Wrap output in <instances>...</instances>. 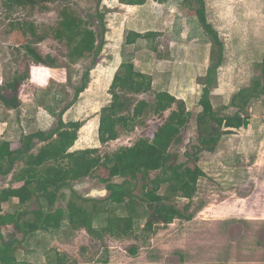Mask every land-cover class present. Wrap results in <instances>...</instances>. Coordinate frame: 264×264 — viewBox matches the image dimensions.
<instances>
[{"label":"rangeland","instance_id":"rangeland-1","mask_svg":"<svg viewBox=\"0 0 264 264\" xmlns=\"http://www.w3.org/2000/svg\"><path fill=\"white\" fill-rule=\"evenodd\" d=\"M67 1L73 2L83 16H87L86 13L90 11L86 0ZM147 2L136 8H126L120 0H102L101 8L106 15L107 30L103 51L95 56L89 52L77 53L67 43L52 37L42 42L33 41L21 30L12 27L13 21L27 20L35 21L42 26L39 31H44L58 21L59 11L55 3H47L49 8L46 10L39 6L33 9L26 7L10 14L0 0V85L4 86L14 77L24 63V58L32 68L31 79L34 81L30 82L28 88L25 84L30 80L21 87L20 99L23 105L19 109H7L0 102V121H8L7 126H4L5 135L11 139L14 136L13 142H21L24 134L50 131L59 125L60 113L72 103L62 116L64 122L81 123L76 141L78 144L72 150L90 147L98 148L104 154L122 146L133 145L141 137L152 138L158 126L177 108L176 104L163 117L150 116L133 132L121 130L118 139L106 144L100 143L98 135L101 109L112 99L110 88L115 73L124 63H120V54L127 50L124 43L127 30L123 32V28H120L125 17H128L125 26L127 29L132 24L136 27L135 17L140 18L145 12H156V19L152 22L155 28L166 24L160 9V6L163 8L162 5L151 7L152 1ZM181 2L180 5L196 15L184 3L185 0ZM205 2L206 15L210 19L219 15H233L231 20H223L228 29V32L223 30V36L228 34L227 37H232L231 33L238 35V27L242 24L261 22L257 17L264 12V0ZM249 16L253 19L249 20ZM163 35V32H158L154 38L157 46L163 43ZM241 49L239 63L226 48L224 53L230 62L234 60L233 64L243 65L238 70L241 74L246 73L245 63L253 62V68L248 69L245 74L249 81L240 87L243 88L263 74L264 41L251 42ZM83 84L87 87L77 97L75 89ZM206 85L201 88L200 97L190 103L192 118L188 127L183 130L182 141L171 148L178 151L180 162L187 160L184 153L188 147L198 143V104ZM230 86L233 85H225L226 88ZM155 93L152 90L136 98L152 102ZM234 96L228 106L217 112L221 115L232 113L233 110H227L226 107L231 106ZM214 103L216 107L220 104L218 101ZM248 113L250 120L247 125L242 120L236 125L224 124L218 150L199 161L205 176L200 178L197 193L187 212L193 214L192 219L177 218L168 225L157 226L153 233L142 235L149 211L144 193L147 184L138 178L133 179V195L126 199L123 207L118 208L119 214L133 217L135 234L122 237L103 233L102 238L90 234L89 228L100 229L107 224V205L101 200L108 195L106 182L110 179V172L101 166L92 176L75 183V189L81 196L95 199L84 203L87 226L77 231L67 228L59 236L47 232L31 233L23 244H18L17 258L31 264H57L56 253H59L65 256L64 264H264V95L252 100ZM157 174L158 172H152L150 177L154 178ZM10 181L11 174H0V189H3L5 198L1 203L3 212L18 213L27 209L26 206L36 209L38 204L30 203L25 206L16 198H8L5 188ZM116 181L121 182L123 178L118 177ZM165 188L164 185L160 193H164ZM95 190L105 193L91 197V192ZM63 193L65 196L59 198L57 208L67 207L71 192L64 190ZM175 203L183 207L188 200H178ZM0 232L4 239L17 234L12 226L2 228ZM17 235L22 239V234ZM132 247L137 249V254L131 253Z\"/></svg>","mask_w":264,"mask_h":264},{"label":"trees","instance_id":"trees-1","mask_svg":"<svg viewBox=\"0 0 264 264\" xmlns=\"http://www.w3.org/2000/svg\"><path fill=\"white\" fill-rule=\"evenodd\" d=\"M120 2L136 6L145 4L147 0ZM47 3H55L59 11L58 21L54 25L40 32L42 26L35 21L16 20L11 22L12 27L21 30L33 41L42 42L52 37L67 43L77 53L89 52L95 56L101 54L107 30L106 15L101 8L102 0H86L90 10L86 13L87 16H83L74 3L67 0H2V6L10 14L26 7L33 9L39 6L46 10L49 8ZM184 3L195 11L211 38L216 58L209 68L207 85L198 104V143L189 146L185 151L187 160L180 162L178 151L171 150L173 145L182 141L183 130L188 127L192 118V112L187 109L185 101L177 100L165 91L156 92L152 102L137 99V96L153 90L152 76L137 71L133 63H122L110 88L112 99L101 109L98 129L101 144L118 139L121 130L126 133L133 132L150 116L163 117L175 104L177 108L158 126L152 138L141 137L133 145L122 146L104 154L98 148L72 150L78 140L81 123L64 122L62 119L72 103L60 113L56 128L24 134L21 146L14 148L12 141L0 139V174H11L9 186L5 188L8 198H16L25 206L30 203L38 204L36 209L26 206L27 209L18 213H4L1 203L5 198L3 189H0V229L12 226L15 233L22 234V239L17 234L10 239H4L0 232V264H31L19 261L16 256L18 244H23L24 239L31 233L47 232L59 236L67 228L77 231L86 227L84 203L95 199L81 196L75 189V183L92 176L101 166L110 172V179L106 182L108 195L101 200L107 205V224L100 229L89 228L90 234L99 238H102L103 233L122 237L135 234L133 217L119 214L118 208L123 207L126 199L133 195V179L138 178L146 181L147 190L144 193L149 211L142 235L153 233L157 226L168 225L177 218H193V214L187 212L197 193L199 180L205 176L198 163L218 150L224 124L236 125L240 120L244 125L249 123V105L252 100L264 95V61L262 76L256 77L249 86L241 88L233 97L231 106L226 107L233 112L221 115L215 111L210 92L216 81L217 69L223 62L224 43L218 31L208 21L205 0H185ZM145 36L149 34L130 31L126 42L133 44L138 38ZM32 72L30 64L24 58V63L14 77L4 86L0 85V102L7 109L15 110L23 105L20 99L21 87L28 80L30 81L25 84L27 88L30 82H34L31 79ZM86 87L83 84L76 88V96ZM152 172H158L156 177H150ZM118 177L123 178V181H116ZM164 185L165 192L160 193ZM64 190L71 192L67 207L57 208V201L65 196ZM184 199L188 203L183 207L175 203ZM131 253L137 254V249L132 247ZM56 255V263L64 264L65 256L59 253Z\"/></svg>","mask_w":264,"mask_h":264},{"label":"crops","instance_id":"crops-1","mask_svg":"<svg viewBox=\"0 0 264 264\" xmlns=\"http://www.w3.org/2000/svg\"><path fill=\"white\" fill-rule=\"evenodd\" d=\"M151 1V7L160 4L164 8L160 6L164 18L166 19V24L163 23V25H159L155 28L152 26V22L153 19H156V12L151 14L145 12L141 14L140 18L139 16L135 17L137 22L136 27L132 24L131 27L127 29L125 26L128 17H125V21L122 22L120 28H123V32L127 30L124 41L127 50L120 54V63H133L137 71L152 76L153 91L169 92L175 96L177 100L185 101L188 110H192L190 103L200 97L202 93L201 88L206 84L205 78L208 76L207 71H209L213 61L216 59L215 52L213 51V42L203 28L199 18L194 13H190L187 7L180 5L183 0H164L163 2L148 0V2ZM138 6L143 5L132 6L123 4V7L126 8H136ZM225 15H219L213 19L207 18L209 22L214 25V28L218 30L226 51L233 54L234 60L236 58L239 63V59L242 57L240 53L242 52L241 48L243 46H248L249 43L255 41L257 43H263L264 41V12H261L257 17V20L261 22L257 21L258 24H242L238 27L240 33H238V35L231 33L232 37H227L228 34L223 36V30L228 32L226 28L227 24L223 20H231V18H233L231 14ZM252 19L253 17L249 16V20ZM130 31L149 34V36L138 38L133 44H127L126 39ZM158 32L164 33V35L161 36L164 41L159 46H157L154 41ZM151 33L153 35H151ZM226 56L231 58L229 54ZM212 57L214 60H212ZM230 61L231 60L225 58L224 53L223 62L217 69L216 81L211 88L210 98L215 111L230 104L232 96L241 89L240 87L243 86L242 84L245 85V83L249 81V78L245 75L247 70L253 68V62L245 63L246 73L241 74L238 70L241 69L243 65H239L238 63L233 64V61ZM228 70L230 71L227 74L226 72H228ZM232 71L233 73H231ZM201 79H203V81H201ZM227 84L233 86L226 88L225 85ZM29 100H32V98ZM214 101H218L220 104L216 107ZM7 124V119L5 121H0V139L12 141V139H15L14 136H12L11 139V137L5 135L4 126H7ZM76 144L78 143H75L73 148H76ZM21 145L22 143L20 141H12V146L14 148ZM81 149L84 148L81 147ZM18 260L21 261L20 259Z\"/></svg>","mask_w":264,"mask_h":264},{"label":"water","instance_id":"water-1","mask_svg":"<svg viewBox=\"0 0 264 264\" xmlns=\"http://www.w3.org/2000/svg\"><path fill=\"white\" fill-rule=\"evenodd\" d=\"M105 192H100V191H93V192H91V197H94V196H96V195H103Z\"/></svg>","mask_w":264,"mask_h":264}]
</instances>
